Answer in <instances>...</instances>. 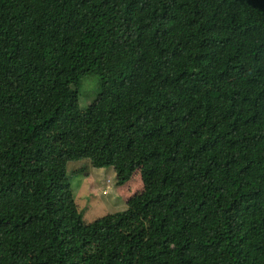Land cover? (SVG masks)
<instances>
[{"label": "trees", "instance_id": "16d2710c", "mask_svg": "<svg viewBox=\"0 0 264 264\" xmlns=\"http://www.w3.org/2000/svg\"><path fill=\"white\" fill-rule=\"evenodd\" d=\"M0 264H264V0H0Z\"/></svg>", "mask_w": 264, "mask_h": 264}, {"label": "rangeland", "instance_id": "374dc122", "mask_svg": "<svg viewBox=\"0 0 264 264\" xmlns=\"http://www.w3.org/2000/svg\"><path fill=\"white\" fill-rule=\"evenodd\" d=\"M94 86L89 87L87 97H95L97 94L98 87ZM70 165L71 163L67 165V178L86 224L97 218L125 210L127 200L144 190L139 169L126 183L118 185L112 168L86 167L82 172L69 173ZM73 167L80 168L77 165ZM172 187L173 184L166 180L164 190L170 191Z\"/></svg>", "mask_w": 264, "mask_h": 264}]
</instances>
